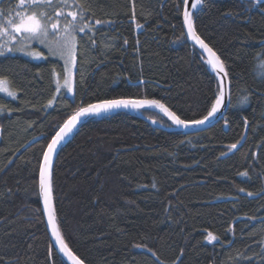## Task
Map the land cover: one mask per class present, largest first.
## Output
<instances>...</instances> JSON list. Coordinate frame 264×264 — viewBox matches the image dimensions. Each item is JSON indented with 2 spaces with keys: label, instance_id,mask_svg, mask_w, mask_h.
I'll return each instance as SVG.
<instances>
[{
  "label": "trees",
  "instance_id": "trees-1",
  "mask_svg": "<svg viewBox=\"0 0 264 264\" xmlns=\"http://www.w3.org/2000/svg\"><path fill=\"white\" fill-rule=\"evenodd\" d=\"M19 1L0 0V15H80L71 95L56 92L59 57L0 51L13 91L0 92V264H71L48 233L38 186L58 127L81 106L119 98L200 120L218 80L184 32L183 0H78L86 11L77 0ZM191 19L228 77L223 116L186 130L145 107L108 110L77 125L53 157L54 222L85 264H264V0H201Z\"/></svg>",
  "mask_w": 264,
  "mask_h": 264
},
{
  "label": "snow or ice",
  "instance_id": "snow-or-ice-1",
  "mask_svg": "<svg viewBox=\"0 0 264 264\" xmlns=\"http://www.w3.org/2000/svg\"><path fill=\"white\" fill-rule=\"evenodd\" d=\"M253 2H258V0H253ZM62 3L67 4V0H62ZM185 3H188V0H185ZM201 3V0H195V3L192 4V7L195 8L197 4ZM29 5L31 7H40L42 5H47L49 7L53 6V0H20L21 7H24L25 5ZM77 6L81 7L82 11H86L87 9H83V6L79 4L77 0ZM46 12L44 11H25L24 14L21 16L20 14H17L19 23H14L10 21L9 23L13 24L14 30L16 32H24L27 33L28 36L25 37V39H37L41 43H45L48 40L49 32H48V24L44 22V18L46 17ZM57 16L62 15V13H57ZM70 16L73 17V20L77 18L80 13L77 12H70ZM185 22L189 28V34L192 36L193 39H195L201 47H203L205 50L209 52V54L213 57L212 60L209 61V63L212 64L213 68H218L219 71L223 72V64L220 62L219 57L215 55L214 52L208 46L200 40V38L195 34L193 31V24L191 15L188 11H185L184 13ZM51 20V17L48 18ZM97 24L101 23V21H97ZM59 20H57L56 23H51V28L56 31V36H60L59 32ZM71 24L65 25V36L63 39H54L50 42H48L49 50L53 52V54L59 53L62 57H70L73 62L75 61V56L73 55L74 49H75V36L71 35V33L68 31ZM86 27V25H85ZM84 28L81 27L80 31H83ZM3 31H7V29H3ZM15 39V37H13ZM54 46V47H53ZM30 55H33L36 58L41 57V53L39 52H33ZM262 68H264V62H262L261 65ZM6 83L5 79H0V90L3 89V85ZM66 85H69V82L65 81ZM69 91H71V87L69 85ZM12 95V93H10ZM223 96V92H221L215 101V103L212 105L211 111L208 112L207 116H205L202 120H193V121H186L180 119L179 116L175 115L173 112L169 111V109L162 104L159 100H132V99H114V100H104L97 104H90L87 107L80 108L75 115L70 117L68 121L65 122L64 126L60 128V130L56 133V135L52 138V141L48 144V150L44 153V165L41 167V191L44 195V203H45V210L48 211L49 214V222L52 224L53 227V233L57 237V240L60 242L61 245V251L65 253V255L68 256L69 259L73 261V264H82L80 260H78L69 250L68 246L63 242V240L60 237L59 230L57 229L55 222H54V216L50 209V199H51V186L50 183H48L45 179L47 166L50 164L51 161V154L56 149L57 145L60 143L61 140H63L66 135L72 131L73 127L76 125L77 121L86 115H97L101 112H106L113 108H119V107H133V108H140L144 105L149 106H155L159 108L161 111L165 113V115L169 116V118L173 121L176 125H184L187 126L188 124H203L206 120L209 119V117H212L213 114L219 109L221 104V97ZM247 98L242 99V103ZM51 103V101H49ZM231 149H235L237 147L236 144H232L229 146ZM244 175H247L244 173ZM243 191V189H241ZM251 195V193H249ZM209 241L216 239V237L212 234H208Z\"/></svg>",
  "mask_w": 264,
  "mask_h": 264
},
{
  "label": "water",
  "instance_id": "water-1",
  "mask_svg": "<svg viewBox=\"0 0 264 264\" xmlns=\"http://www.w3.org/2000/svg\"><path fill=\"white\" fill-rule=\"evenodd\" d=\"M195 0H188V3L186 4L185 3V0H183V5H182V22H183V28H184V32L188 38V40L191 41V43H194V45H196L198 47V49L202 52V55H204V57L206 58L207 62L209 63L210 60L213 59V57L209 54V52L207 50H205L203 47H201V45L195 40L192 38V36L189 34V28L185 22V17H184V13L185 11H188L191 15L192 13V4L194 3ZM193 31L195 32V34L200 38V40H202V38L196 33V31L194 30L193 28ZM203 41V40H202ZM204 42V41H203ZM205 43V42H204ZM206 44V43H205ZM207 45V44H206ZM208 46V45H207ZM208 48H210L208 46ZM211 49V48H210ZM212 50V49H211ZM213 52V50H212ZM210 67L212 68L213 72L215 73L216 77H217V80H218V95L223 92V96L221 97V104H220V107L219 109L213 114L212 117H209L208 120H206L203 124H188L187 126H184V125H176L173 123V121L169 118V116L165 115V113L163 111H161L159 108L155 107V106H149V105H144L143 107H146L148 109H151V110H155L157 112H160L162 114H164L172 123V125H174V127H178L180 129H186V130H196V129H200V128H203V127H206L216 121H218L224 114V112L226 111V108H227V105H228V101H229V82H228V77L226 75V71L224 69L223 72L219 71L218 68H213L212 64L209 63ZM224 68V67H223ZM217 97V96H216ZM119 99H130V98H119ZM132 100H144V99H134V98H131ZM106 100H114V99H106ZM101 101H104V100H100V101H97V102H93V103H90V104H97V103H100ZM89 103L85 106H81L80 108H83V107H87L88 105H90ZM79 108V109H80ZM78 109V110H79ZM115 109H119L120 111L121 110H126V111H130V112H133V113H137V114H140L138 111H137V108H133L131 106L125 108V107H119V108H113V109H110V110H115ZM76 110L75 112H73L72 114H70V116L66 119V121H68L70 119V117H72L73 115H75V113L78 111ZM91 115H86L84 117H81L76 125L73 127V129L79 125L82 121H84L85 119H87L88 117H90ZM207 116V115H206ZM148 118V117H146ZM149 120H151L150 118H148ZM203 119V118H202ZM200 119V120H202ZM65 121V122H66ZM65 122L63 123L62 126H64ZM61 126V127H62ZM60 127V128H61ZM60 128L54 133V135L51 137V139L49 140L48 144L52 141V138L56 135V133L60 130ZM72 129V130H73ZM70 133V132H69ZM69 133L66 135L69 136ZM245 135V133H244ZM243 135V137H244ZM65 137V138H66ZM242 137V138H243ZM64 138V139H65ZM61 140L60 143L57 145L56 149L52 152L51 154V161H50V164L47 166V170H46V175H45V179L48 183H50V168H51V164H52V160H53V157L57 151V149L59 148L60 144L64 141ZM48 144L46 145V148L44 150V153L48 150ZM44 153H43V156H42V160H41V164H40V169H39V178H38V186H39V196H40V202H41V208H42V211L43 212V217H44V221H45V224H46V227H47V230H48V233L52 239V242L54 243V246L56 247V249L71 263L73 264V261L71 259L68 258L67 255H65V253H63L61 251V245H60V242L57 240V237L54 235L53 233V227H52V224L49 222V214H48V211L45 210V203H44V195H43V192L41 191V187H40V183H41V167L42 165H44ZM52 199H50V209L53 213V205H52ZM55 221V219H54ZM56 225V223H55ZM57 227V226H56ZM68 250L78 259L80 260L69 248ZM82 262V264H85L82 260H80Z\"/></svg>",
  "mask_w": 264,
  "mask_h": 264
},
{
  "label": "rangeland",
  "instance_id": "rangeland-1",
  "mask_svg": "<svg viewBox=\"0 0 264 264\" xmlns=\"http://www.w3.org/2000/svg\"><path fill=\"white\" fill-rule=\"evenodd\" d=\"M20 3V1H19ZM24 10H14L12 14H7L4 16L0 15V51H12V49H15V52L23 53V55L39 59L34 57L33 55H30L33 52H39L41 53V57H43L42 49L48 51L49 53L53 54L52 51L49 50L48 42L54 40V39H63L65 36V25L71 24L68 31L71 33V35L75 36V48H76V32L74 28L75 20L73 18L70 22L64 21V19H61L59 17L44 19V22L48 24V40L45 43H41L37 39H25V37L28 36L27 33L24 32H16L14 30L13 24L9 23L10 21L14 23H19V19L17 14H20L21 16L24 14ZM57 20H59V32L60 36H56V31L51 28V23H56ZM7 29V31H3V29ZM15 37V39H13ZM54 47V46H53ZM59 59H61L64 69V75L62 79H58L56 81V92H59L60 90H63L66 92V94L71 95L72 94V75L74 70V62L70 57H62L59 53L53 54ZM73 55L75 56V49ZM3 79V78H0ZM69 82V85L71 87V91H69V85L65 84V81ZM3 94L7 96H13V91L9 88L7 82L3 85V89L0 90ZM12 93V95H10Z\"/></svg>",
  "mask_w": 264,
  "mask_h": 264
},
{
  "label": "bare ground",
  "instance_id": "bare-ground-1",
  "mask_svg": "<svg viewBox=\"0 0 264 264\" xmlns=\"http://www.w3.org/2000/svg\"><path fill=\"white\" fill-rule=\"evenodd\" d=\"M194 3H195V1H194ZM137 99H139V98H137ZM147 100H151V99H147ZM145 108H146V107H145ZM137 111H138V110H137ZM210 111H211V110H210ZM69 116H70V115H69ZM69 116H68V117H69ZM68 117H67V118H68ZM145 117H147V116H145ZM67 118H66V119H67ZM148 118H149V117H148ZM66 119L63 121V123L66 121ZM63 123L58 127V129L63 125ZM58 129H57V130H58ZM45 148H46V147H45ZM44 150H45V149H44ZM43 153H44V151H43ZM42 156H43V154H42ZM40 159H41V158H40ZM41 160H42V159H41ZM40 164H41V161H40ZM39 169H40V166H39Z\"/></svg>",
  "mask_w": 264,
  "mask_h": 264
}]
</instances>
